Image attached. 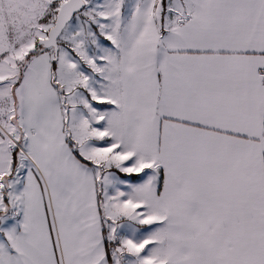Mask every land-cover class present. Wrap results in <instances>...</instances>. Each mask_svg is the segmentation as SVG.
<instances>
[{
    "label": "snow or ice",
    "instance_id": "6c2138e0",
    "mask_svg": "<svg viewBox=\"0 0 264 264\" xmlns=\"http://www.w3.org/2000/svg\"><path fill=\"white\" fill-rule=\"evenodd\" d=\"M0 264H264V0H0Z\"/></svg>",
    "mask_w": 264,
    "mask_h": 264
}]
</instances>
